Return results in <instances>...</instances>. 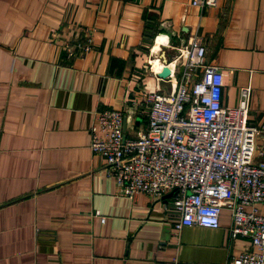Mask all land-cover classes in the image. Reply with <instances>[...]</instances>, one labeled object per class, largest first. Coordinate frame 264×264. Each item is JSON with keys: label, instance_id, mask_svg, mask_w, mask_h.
<instances>
[{"label": "crops", "instance_id": "0c3cea01", "mask_svg": "<svg viewBox=\"0 0 264 264\" xmlns=\"http://www.w3.org/2000/svg\"><path fill=\"white\" fill-rule=\"evenodd\" d=\"M192 32L221 102L248 86L246 119L264 123V0H0V264H222L251 248L227 209L176 230L171 195L120 194L89 147L98 109L122 110L127 134L143 125L142 93L180 78Z\"/></svg>", "mask_w": 264, "mask_h": 264}, {"label": "built area", "instance_id": "2783aa9c", "mask_svg": "<svg viewBox=\"0 0 264 264\" xmlns=\"http://www.w3.org/2000/svg\"><path fill=\"white\" fill-rule=\"evenodd\" d=\"M91 43L88 35L79 46L88 50ZM63 49L74 54L67 42ZM205 51L203 39L190 33L179 53L180 78L169 89L142 93L143 125L134 134H127L122 110H96L89 147L104 158L120 194L134 199L140 192L153 197L171 192L176 230L218 227L227 209L230 237L247 236L251 248L222 264H264V123L246 119L248 86L239 87L236 106L221 102L220 67L205 62Z\"/></svg>", "mask_w": 264, "mask_h": 264}, {"label": "water", "instance_id": "95a60500", "mask_svg": "<svg viewBox=\"0 0 264 264\" xmlns=\"http://www.w3.org/2000/svg\"><path fill=\"white\" fill-rule=\"evenodd\" d=\"M163 61H164V65L161 67V69L158 73V76L165 78L169 75L170 69H169L168 65L166 64V58H164ZM137 121H138V119H137ZM168 195H171V192H168L167 194L163 195V197L168 196Z\"/></svg>", "mask_w": 264, "mask_h": 264}, {"label": "rangeland", "instance_id": "374dc122", "mask_svg": "<svg viewBox=\"0 0 264 264\" xmlns=\"http://www.w3.org/2000/svg\"><path fill=\"white\" fill-rule=\"evenodd\" d=\"M170 84V83H169ZM166 87H168V84L166 85ZM140 116V115H139ZM142 117V116H141ZM137 118H139V117H137ZM141 119V123L143 122V119L142 118H140ZM137 125L138 124H135V128L134 129H136L137 128ZM134 132H135V130H133Z\"/></svg>", "mask_w": 264, "mask_h": 264}]
</instances>
